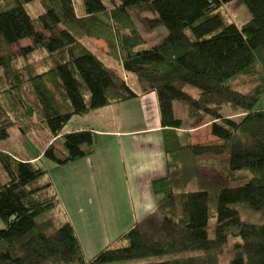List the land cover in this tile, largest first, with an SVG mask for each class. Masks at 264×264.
Here are the masks:
<instances>
[{
    "label": "trees",
    "instance_id": "trees-1",
    "mask_svg": "<svg viewBox=\"0 0 264 264\" xmlns=\"http://www.w3.org/2000/svg\"><path fill=\"white\" fill-rule=\"evenodd\" d=\"M231 3L251 20L227 22L221 9ZM82 9L76 0H0V142L35 123L53 139L47 167L0 150V264H264V0H82ZM160 27L167 36L148 45L144 33ZM85 38L104 41L133 78ZM36 53L43 73L29 62ZM239 78L245 88L233 84ZM152 93L169 170L153 183L156 213L87 259L70 222L39 219L61 206L50 171L96 153L95 132L64 129ZM208 123L215 141L195 144L191 132Z\"/></svg>",
    "mask_w": 264,
    "mask_h": 264
},
{
    "label": "rangeland",
    "instance_id": "rangeland-1",
    "mask_svg": "<svg viewBox=\"0 0 264 264\" xmlns=\"http://www.w3.org/2000/svg\"><path fill=\"white\" fill-rule=\"evenodd\" d=\"M30 13H32L34 16L40 14L42 12V9L39 5V3H36L29 8ZM76 9L78 12H80L82 9V0H76ZM221 13L226 17V21L229 23H234L238 26H241L243 24H246L249 22L252 18L248 8L245 5H236L234 3L225 5L221 9ZM144 38L146 39L148 45L151 44H157L161 40H163L167 36V31L164 27H160L157 30L153 32H145ZM84 44L93 52H95L108 66L112 67L113 69L117 70L118 73H122L126 75L122 68L120 67V61L117 60V57L115 55H110L109 48L107 44L102 40H95L90 38L83 39ZM32 42L30 40H25L20 42L19 44H16L12 47V51L16 52L24 47H27L31 45ZM29 62L34 66L37 73H43L44 72V66L42 65V56L39 54H35L33 56L29 57ZM28 63H23V65L20 63L19 66H26ZM130 78H133L132 75L127 74ZM127 78V76L125 77ZM245 80L244 78L238 79L236 81H233V84L238 88H245ZM132 103V102H131ZM120 105V104H119ZM258 108H264V97L261 99V101L258 103ZM123 108L121 106H113L107 110L104 111L103 114H100L98 117L99 128L104 130L112 129L111 127H114L115 130H121L123 125L127 124L125 123V119L127 118V115H133V116H139L138 110H122ZM177 113L180 117H182L185 121L187 119L186 116V109L182 106L177 105L176 106ZM102 113V112H101ZM138 118V117H137ZM111 119H115L116 123H111ZM90 119L84 120L82 118H74L69 125L64 129V133H69L73 128L78 127V123L81 122H88ZM111 121V122H109ZM125 123V124H124ZM187 123H193V120L188 121ZM187 123L185 124L187 126ZM115 124L114 126H112ZM101 125V126H100ZM210 124H205L199 129H196L192 131L193 136V142L195 144H212L215 139L212 137L210 133ZM33 129L29 130V132H25L26 134H22L18 128L14 127L10 130V136L8 140L4 142H0V150L6 153H10L11 155L18 157L22 160H31L33 163L39 164L38 162L42 159V154L44 148L47 147L48 143H50L53 139L50 136V134L44 130L41 126H39L38 123H35L33 125ZM186 131H180V133H186ZM117 142H115L116 144ZM118 144V143H117ZM96 153L95 159L100 160L103 159L102 157H105L108 161L110 159V156H113L115 160H117L119 154L116 150L115 152H111L109 144H107L106 138L99 137V140L97 138V146H96ZM110 161V160H109ZM42 163H45L41 160ZM47 166H50L49 164H46ZM168 167V166H167ZM68 169L69 174L64 176V179H60L59 186V198L61 200V207L58 209H55L52 212H49L45 214L44 216L40 217V220H62V217H59V211L62 210L64 214L68 217L71 215L76 219L77 222V230L79 233L80 238L83 240V244L85 246V253L87 259L93 258L102 248H104V244L107 243L108 238L113 239V236H117L118 233L127 230L121 229V225L119 223L120 217H118V220L111 219L110 215L117 214V216H124V211L127 210L130 214H136L138 211V205L135 201L139 200V195L132 191H128L126 194H123L121 192V183H122V176L123 172L119 170V172H116V168H112L108 165V162L106 164V169L101 171L103 174H100V171L96 169V177L95 180H89L87 178H84L83 171H77V169H73L72 166ZM67 171V170H66ZM200 172L202 174H205L209 177H221V174L210 167L201 168ZM57 182V181H55ZM199 186H197V183L194 182V184L191 185V187L188 188V190H196ZM57 191V190H56ZM132 192V193H131ZM58 193V192H57ZM124 196L127 197L124 198ZM156 196V195H155ZM158 197L156 196V207L158 204ZM101 200V201H100ZM134 201V202H133ZM63 202V204H62ZM126 203L123 204V207L125 209L117 210V203ZM132 202V203H131ZM132 204V205H131ZM94 206L95 208H91V206ZM83 206H86L88 208V213H86L87 220H91L93 223L92 226L86 225L84 223V219L82 215H79L77 217L78 210ZM113 206L116 209H112ZM66 208V209H65ZM111 209V211L109 210ZM84 209V208H83ZM105 218L104 220L102 217L100 218V224L98 225V219L100 217V214H103ZM156 213L155 211L152 215ZM150 215V216H152ZM85 217V216H84ZM90 217V218H89ZM63 221V220H62ZM118 221V222H117ZM146 221V220H145ZM141 222L140 224H144V222ZM121 222V221H120ZM126 226V225H125ZM120 228L119 231H116V228ZM4 228V224L2 220L0 219V229ZM99 233V238L96 240V237ZM115 234V235H113ZM100 239L103 241H100ZM157 258H150L146 260H140V261H130L128 264H141L146 263L149 261H158ZM126 264V263H124Z\"/></svg>",
    "mask_w": 264,
    "mask_h": 264
},
{
    "label": "crops",
    "instance_id": "crops-1",
    "mask_svg": "<svg viewBox=\"0 0 264 264\" xmlns=\"http://www.w3.org/2000/svg\"><path fill=\"white\" fill-rule=\"evenodd\" d=\"M126 76L129 77L128 75ZM113 106H121L123 108L122 110H138L137 112L139 116L127 115V118L125 119V123L127 124L124 123L125 125H123L120 131L115 130L114 127H111L112 129L109 130L100 129V122H98L99 115L103 114L104 111L102 110H107ZM74 118H82L84 120L91 118V120H89L88 122L85 121L78 123V127L73 128L71 132L83 129L92 130L97 134L98 140L100 136L106 138L111 152H115L117 150L119 156L117 160H115L113 156H110V159H108L107 161L105 157H102L103 159L96 160L94 157L97 154H94L91 157L72 162L64 167L50 171L49 177L53 182L58 194V184L60 183V179H64V176L68 175V172H70L66 168L72 166V168L77 169V171L82 170L84 178L94 181L96 177V169L98 170V172L100 171V174L104 175V173H102L101 171L104 170L103 168L106 169V164L108 162V165L110 167L116 168V172H119V170L123 172L121 192L123 194H126L128 191H132L134 192V194L136 193L137 195H139V200L135 201L136 204L134 203L133 205H138V211L136 212V214H130L127 210H123L125 213L124 216H122V214H120V216H117V214H113L110 215L111 219L119 221L118 217H120L121 222L119 221V223L122 230H128L133 225L140 224L141 222L145 221L150 217V215L154 213L156 208V196L153 188L154 181L166 178L169 174V170L167 167V156L164 147V130L161 125V116L156 94L152 93L146 96H140L135 100L121 103L120 105H112L103 109L92 111L84 116H76ZM111 121L109 122L116 123L115 119H111ZM114 125L115 124H113L112 126ZM115 142H117L118 144H115ZM124 198L127 199L126 196H124ZM123 204L126 203H117V210L121 207L122 209H125V207H123ZM92 207L95 208L93 205L91 206V208ZM83 208L81 207L78 210L77 217L79 215H82L84 223L86 225L92 226L93 223L91 222V220L88 221L86 218L88 208L86 206H83ZM112 209L116 208L113 206ZM109 210L111 211L110 208ZM58 216L62 217L63 221H68L73 225L85 253L83 240L80 238L77 230L76 219L71 215L67 217L62 210L59 211ZM101 217L104 220L105 213L104 216L103 214H100L97 222L98 225L100 224L99 220ZM116 229V231H119L120 228L117 227ZM127 230L118 233L117 236H113V239L108 238L107 243L103 245L104 248L112 245ZM98 238L99 233L96 237V240ZM100 241H103V239H100Z\"/></svg>",
    "mask_w": 264,
    "mask_h": 264
}]
</instances>
